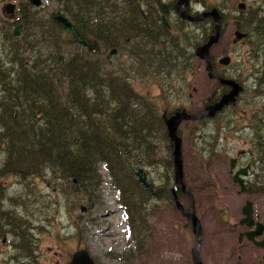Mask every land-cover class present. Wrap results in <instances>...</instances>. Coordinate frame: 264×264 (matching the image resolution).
<instances>
[{
	"label": "trees",
	"instance_id": "1",
	"mask_svg": "<svg viewBox=\"0 0 264 264\" xmlns=\"http://www.w3.org/2000/svg\"><path fill=\"white\" fill-rule=\"evenodd\" d=\"M52 1L92 49L77 43L72 33L54 21L51 14L48 24L54 25L41 23L36 18L39 9H33L24 0L18 8L25 32L15 36L12 22L6 23L7 28L2 26L3 43H0L9 42L10 58L0 61V143L4 150L0 165V238L4 241L12 237L10 243L17 249L13 256L17 264L21 261L37 264L31 231L34 226L28 216L17 211L16 205L23 202H16L18 196L7 194L2 178L14 176L26 180L47 175L56 182H70L85 200H96L94 195L103 182L100 166L104 165L126 215L129 236L133 235L140 252L146 223L143 203L151 198L173 199L174 185L169 189L167 175L174 168L172 142L167 143L171 155L161 160L165 167L161 186L149 178V187L144 186L136 173L139 168L155 164L157 132L162 129L165 138H169L162 114L170 115L176 109L165 107L159 113L156 103L135 89L134 73H118L108 53L114 48L126 52L134 59V68L165 79L161 87L171 94L172 75L182 77L192 63L197 68L203 63L195 56V50L214 33V22L211 18L199 22L197 32L183 27L180 36L175 34L177 40L167 37L163 42L161 36L171 34L168 31L165 35L166 29L158 25L154 11L148 19L146 0ZM158 1L151 2L155 10H160ZM29 13L35 14L27 17ZM243 14L239 28L247 33L244 40L250 44L249 57L259 60L264 47V16L256 9ZM148 22L156 30L162 26L158 40L156 35H149ZM64 30L70 33L71 43L63 39ZM27 61L32 63L31 67ZM257 142L258 138L256 147L264 152V140ZM198 150L204 157L213 152V148L206 147ZM258 161L264 170V155ZM258 180L262 187L254 191H264V172L258 173ZM187 193L178 190V198L179 194ZM7 196L11 206L5 210L3 200Z\"/></svg>",
	"mask_w": 264,
	"mask_h": 264
},
{
	"label": "rangeland",
	"instance_id": "2",
	"mask_svg": "<svg viewBox=\"0 0 264 264\" xmlns=\"http://www.w3.org/2000/svg\"><path fill=\"white\" fill-rule=\"evenodd\" d=\"M10 1L20 4L22 0H0V35L4 33L2 26L13 17H9L10 12L5 10ZM239 1L247 2L245 10L237 8ZM43 3V7L32 8L39 9L36 18L48 24L50 14L59 11V6L52 0H43ZM143 5L146 6L145 2ZM200 6L205 9L217 7L223 13V34L211 51L214 71L226 73L223 76L235 79L245 87L236 106L230 105L220 114L218 112L216 117L185 119L179 125V134L183 138L184 179L189 186L187 191L194 193L195 207L203 227L201 255L205 259L204 264H264V248L255 246L246 235L243 242H239L248 228L253 229L239 224L244 217L242 207L247 200L253 203L255 218L259 216L264 224V191H254L262 187L261 183L258 184V173L264 172L258 161L262 153L259 154V148L254 146L256 140L242 134L244 130L250 132V123L256 117L255 114L252 117V112L246 115V110L261 111L264 125V47L258 60L249 57L248 41L234 42V33L242 21L240 17H245L243 13L247 9L261 8L264 14V0H203ZM19 13L20 10L18 16ZM31 14L35 13L26 16L30 17ZM14 27L12 25L11 30ZM61 34L66 42L71 43L69 32L64 30ZM166 37L177 40L174 33ZM2 43L0 61L9 60V42ZM226 54L232 59L228 67L218 62ZM111 58L118 73H134L135 89L147 99H152L159 113L170 108L200 114L207 105L218 101L226 90L216 79L209 77L204 63H200L199 68L192 63L182 77L176 76V73L172 75L171 85L174 89L170 94V90L161 87L165 79L134 68L135 61L126 52L119 51ZM252 100L253 105L248 103ZM167 143L170 144L169 138L166 139L164 131L159 130L155 142L157 160L153 166L144 168L156 186H161L164 180L165 167L161 160L171 155ZM200 147L213 148V152L204 157L198 150ZM3 151L0 143V165L4 160ZM213 154L215 156L208 165ZM235 157L239 162L234 171L240 166L252 164L248 176H245L248 187L245 193L239 192L240 186L234 182L233 173L230 172L231 159ZM100 172L103 182L94 195L96 200H85L82 193L73 190L70 182H56L54 179L55 182H52L47 175L26 180L14 176L1 179L7 194L18 196L16 202H23L16 205L17 211L28 216L30 224L34 226L31 231L35 239L37 264H69L73 253L82 248L89 250L99 264H191L197 236L191 221L176 208L173 199L151 198L143 203L146 223L143 228L144 240L139 246L141 251L138 252L133 235L129 236L130 227L126 223L117 191L110 185L104 165L100 166ZM167 175L171 189L174 185V168ZM137 190L140 191L139 188ZM9 196L3 200L5 210L11 206ZM179 198L186 208L191 209L187 194H179ZM83 206L85 210H82ZM234 223L238 226L234 227ZM11 239L10 236L4 241L0 238V264H17L13 258L17 249L10 243Z\"/></svg>",
	"mask_w": 264,
	"mask_h": 264
},
{
	"label": "water",
	"instance_id": "3",
	"mask_svg": "<svg viewBox=\"0 0 264 264\" xmlns=\"http://www.w3.org/2000/svg\"><path fill=\"white\" fill-rule=\"evenodd\" d=\"M30 4L35 7H39L42 5V0H28ZM185 5L186 8L182 10V17L188 20H201L203 21L206 17H212L215 25L214 30L215 32L209 37L208 41L202 45H199L196 48V55L206 62V70L210 78L218 79L222 84L229 86L231 89L224 93L220 99L212 104H209L205 107V111L200 114H190L185 109L177 110L171 115H167L166 112L163 113L162 117L164 119L167 133L170 141L173 145V162H174V172H175V179H174V187L172 188L173 200L175 202L176 207L181 211V213L190 219L192 229L194 234L197 236V240L193 249V261L194 264H203L200 252H201V245H202V232L203 227L201 220L197 214L196 207L193 206L191 210H186L182 204V202L178 198L177 191L181 189L182 191L187 190L186 183L184 182V159H183V138L179 134V125L185 119H199L202 117H214L217 115L218 112L222 111L225 106L235 103L237 100L238 95L243 90V86L234 79H229L223 77L213 71V66L211 62V48L218 43L221 34L222 28H220L221 23V14L217 8H213L209 11H203L199 13L197 16H190L187 12L188 8V0H178L177 5ZM243 7V6H242ZM15 8V4L7 3L5 6V10L8 12H13ZM52 19L60 24L64 29L69 30L75 41L81 44L84 47H87L89 50L92 49V45L89 44L84 38L81 36L78 29L75 27L73 22L65 16L62 12H54L51 15ZM166 25H168L166 23ZM22 25H18L14 29V34L18 36L21 33ZM236 40L243 39L247 36L246 32H243L239 29L235 31ZM117 49H112L108 53V57L117 54ZM230 56L226 55L222 59L219 60L221 64L229 65L230 63ZM236 167V159H231V166L230 172L234 173V169ZM247 174V168H242L237 170L233 174V180L235 183L239 184L240 186V193L246 192V183L244 175ZM137 175L139 177L140 182L149 187V182L147 179V174L143 168H139L137 171ZM82 210H85V207H82ZM254 206L251 200H247L245 205L242 207V214L244 217L240 220L241 225H246L247 227H255L254 229L249 230L246 232V237L248 240L252 241L256 246L264 248V238L258 240L257 238L261 237L264 234V224L259 220H257L254 216ZM243 235L240 237V241H242ZM264 260V256H263ZM69 264H97L94 257L91 255L90 251L82 248L77 250L73 253L71 261ZM251 264H261L259 262H253Z\"/></svg>",
	"mask_w": 264,
	"mask_h": 264
},
{
	"label": "flooded vegetation",
	"instance_id": "4",
	"mask_svg": "<svg viewBox=\"0 0 264 264\" xmlns=\"http://www.w3.org/2000/svg\"><path fill=\"white\" fill-rule=\"evenodd\" d=\"M152 0H148V19L150 18V16H152V11H154L155 12V14H156V16H157V20H158V25H163L164 27H165V29L166 30H164V33H165V35H167V32L169 31L170 32V34H172V33H174V34H176V35H179L180 36V34H181V28L183 29V27H186V29H187V31H191L192 29L195 31V29H196V27H197V25H198V23L201 21H199V20H188V19H186V18H183L182 17V10H184L185 8H186V6L183 4V5H177V2H178V0H159L158 1V4H157V8H160V10H155V9H153L152 8ZM243 6V7H242ZM247 6H248V4H247V2H242V1H239L238 3H237V8L239 9V10H245L246 8H247ZM150 8V9H149ZM213 7H211L210 9H205V8H203V7H201L200 6V0H188V8H187V12H188V14L190 15V16H197L199 13H201V12H203V11H209V10H211ZM217 8V7H216ZM218 9V8H217ZM256 9V11H257V13H259V15L260 16H264V14L261 12L262 10H261V8H255ZM219 10V9H218ZM247 10H249V9H247ZM252 10V9H251ZM164 11V12H163ZM18 12H19V8H18V4H16V7L13 9V17L12 18H14L13 20H11V19H9L10 21H7V22H12L13 24V26H17L18 24L20 25V24H22V29H21V34L23 33V31H24V29H25V25H24V23L21 21L22 20V18H23V15L21 16V14H20V16H18ZM219 12H220V14H221V22H224V19H223V13L219 10ZM10 16V15H9ZM207 18H211L212 20H213V18L212 17H207ZM6 19H8V18H6ZM205 20V19H204ZM18 22V23H17ZM213 22H214V20H213ZM166 23L168 24V25H166ZM214 26V25H213ZM15 28V27H14ZM13 28V29H14ZM159 28H160V30L161 31H159ZM14 31V30H13ZM163 31V29H162V26H160V27H158V30H156V29H154L152 26H151V24L148 22V33H149V35L150 36H152V37H156L157 36V40L159 39V35H160V33ZM174 31H177V32H174ZM20 34V35H21ZM156 35V36H155ZM161 37H164V39L162 40V39H160V41H163V42H165L166 40H167V37L166 36H161ZM28 62L29 61H27V64H28ZM219 62V61H218ZM28 66H32V63H30V65L28 64ZM230 66V65H229ZM217 73V72H216ZM219 74V73H218ZM222 74V75H221ZM221 74H219V75H221V76H223V75H227L226 73H221ZM225 77V76H224ZM239 82V81H238ZM241 83V82H240ZM230 90V87L229 86H227L226 85V90H225V92H228ZM244 90H245V87H244V85H243V90H242V92L238 95V99H237V102L236 103H234L233 105L234 106H236L237 104H238V102H239V100L241 99V95H242V93L244 92ZM225 92H223V93H225ZM220 97V96H219ZM218 99V98H217ZM216 99V100H217ZM215 101V100H214ZM248 103H253V100L252 101H250V102H248ZM232 105V104H231ZM253 105V104H252ZM252 105H247L248 107H251ZM230 106V105H229ZM229 106H227V108H229ZM226 108V109H227ZM225 110V109H224ZM223 110V111H224ZM222 111V112H223ZM252 112V117L254 116V114L256 115V117H254L253 119H252V122L250 123V132H245V130H244V132L242 133L244 136H246V137H250V139H253V140H256V138H258V142L257 143H259V142H261V139H263L264 140V134L262 133V126H264L263 125V117L261 118L260 117V112L261 111H257L256 109L255 110H246V115H248L249 113H251ZM259 126H260V128H259ZM256 127H258V131H256L255 130V128ZM259 136V137H258ZM253 142V141H252ZM254 143V142H253ZM252 143V144H253ZM254 146H256V144L254 145ZM258 152H259V154H261L260 156H263L264 155V152H262L261 151V148L258 150ZM244 153V151L243 152H241L240 154H243ZM235 159H236V166H238V157H235ZM236 168V167H235ZM242 168H247V174L246 175H244V178H245V183H246V185H247V181H246V177L245 176H248V174H249V172H250V170H251V168H252V164L251 163H248L247 165H245V166H240L238 169H236L235 171H234V173L237 171V170H239V169H242ZM233 173V174H234ZM187 195L191 198V200H192V205H191V209H192V207H193V205H196V201H195V199H194V196H191V194L189 193V191H188V193H187ZM188 210H190V208H187ZM257 217H259V216H257ZM188 220H189V218H187ZM241 225V224H240ZM238 226V224L237 223H234V227H237ZM250 230V228H248L247 230H246V232L247 231H249ZM246 232L244 233V234H242L243 235V237L242 238H244V236H245V234H246ZM241 235V236H242ZM239 242H241L240 240H239ZM202 246V245H201ZM200 256H201V259H202V262H203V264H204V258H202V255H201V252H200ZM260 263V262H259ZM191 264H194V261H193V250H192V262H191Z\"/></svg>",
	"mask_w": 264,
	"mask_h": 264
},
{
	"label": "bare ground",
	"instance_id": "5",
	"mask_svg": "<svg viewBox=\"0 0 264 264\" xmlns=\"http://www.w3.org/2000/svg\"><path fill=\"white\" fill-rule=\"evenodd\" d=\"M150 9V8H149ZM243 23V22H242ZM197 28V27H196ZM220 28H223V23L221 22L220 23ZM250 28V27H249ZM194 41V40H193ZM256 50V49H255ZM230 117V116H229ZM242 131V130H241ZM243 133V132H242ZM245 133V132H244ZM263 143V142H262ZM218 145V144H217ZM202 234H203V232H202Z\"/></svg>",
	"mask_w": 264,
	"mask_h": 264
}]
</instances>
